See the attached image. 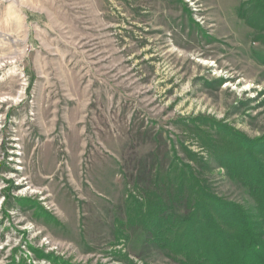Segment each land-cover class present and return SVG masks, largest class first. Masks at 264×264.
Segmentation results:
<instances>
[{
	"label": "rangeland",
	"instance_id": "obj_1",
	"mask_svg": "<svg viewBox=\"0 0 264 264\" xmlns=\"http://www.w3.org/2000/svg\"><path fill=\"white\" fill-rule=\"evenodd\" d=\"M249 1L0 0V264H180L130 221L175 167L255 209L216 148L264 139Z\"/></svg>",
	"mask_w": 264,
	"mask_h": 264
},
{
	"label": "trees",
	"instance_id": "obj_2",
	"mask_svg": "<svg viewBox=\"0 0 264 264\" xmlns=\"http://www.w3.org/2000/svg\"><path fill=\"white\" fill-rule=\"evenodd\" d=\"M245 3L240 15L264 43V0H250L248 9ZM224 135L225 143L216 146L220 165L250 187L254 210L219 196L197 171L177 167L169 199L151 192L134 201L131 223L142 225L160 248L180 256V264H264V139ZM175 202L185 204L184 215L174 210Z\"/></svg>",
	"mask_w": 264,
	"mask_h": 264
},
{
	"label": "bare ground",
	"instance_id": "obj_3",
	"mask_svg": "<svg viewBox=\"0 0 264 264\" xmlns=\"http://www.w3.org/2000/svg\"><path fill=\"white\" fill-rule=\"evenodd\" d=\"M14 21H16L17 23H19V22H20V20H19V19H15Z\"/></svg>",
	"mask_w": 264,
	"mask_h": 264
}]
</instances>
